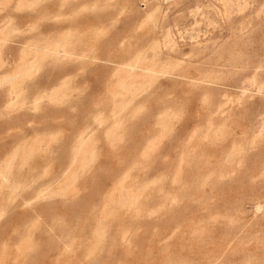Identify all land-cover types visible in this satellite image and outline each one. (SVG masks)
I'll list each match as a JSON object with an SVG mask.
<instances>
[{
	"label": "rangeland",
	"instance_id": "1",
	"mask_svg": "<svg viewBox=\"0 0 264 264\" xmlns=\"http://www.w3.org/2000/svg\"><path fill=\"white\" fill-rule=\"evenodd\" d=\"M0 264H264V0H0Z\"/></svg>",
	"mask_w": 264,
	"mask_h": 264
}]
</instances>
